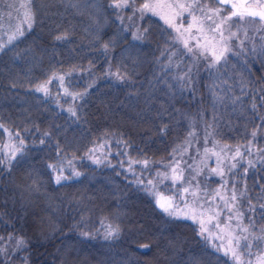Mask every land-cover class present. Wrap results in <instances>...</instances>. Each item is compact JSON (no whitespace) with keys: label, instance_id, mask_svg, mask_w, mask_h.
<instances>
[{"label":"trees","instance_id":"1","mask_svg":"<svg viewBox=\"0 0 264 264\" xmlns=\"http://www.w3.org/2000/svg\"><path fill=\"white\" fill-rule=\"evenodd\" d=\"M142 2L29 0L0 46V264H235L154 176L193 124L264 153V23L206 66ZM239 186L264 238V155Z\"/></svg>","mask_w":264,"mask_h":264},{"label":"rangeland","instance_id":"2","mask_svg":"<svg viewBox=\"0 0 264 264\" xmlns=\"http://www.w3.org/2000/svg\"><path fill=\"white\" fill-rule=\"evenodd\" d=\"M28 1L0 0V46L29 25ZM130 1L121 0L124 5ZM230 4L216 0H143L137 11L161 19L193 62L211 66L233 51L244 33L260 29L264 23L262 18L246 13L231 15ZM243 5L264 12V0H245ZM12 147L8 141L6 149ZM93 153L99 156L101 148ZM263 155L262 148L250 143H221L207 126L193 124L185 144L154 176L171 188L170 193L157 192L156 202L173 215L196 222L210 243L233 263L264 264V238L252 233L244 222L238 195L239 179Z\"/></svg>","mask_w":264,"mask_h":264},{"label":"water","instance_id":"3","mask_svg":"<svg viewBox=\"0 0 264 264\" xmlns=\"http://www.w3.org/2000/svg\"><path fill=\"white\" fill-rule=\"evenodd\" d=\"M220 4H230L231 0H216ZM245 0H239L241 3V7H239L237 4L232 5V12L231 15L237 14V13H246L249 15H252L253 17H260L264 21V12L260 8H254L250 6L243 5V2Z\"/></svg>","mask_w":264,"mask_h":264},{"label":"flooded vegetation","instance_id":"4","mask_svg":"<svg viewBox=\"0 0 264 264\" xmlns=\"http://www.w3.org/2000/svg\"><path fill=\"white\" fill-rule=\"evenodd\" d=\"M235 4H237L239 7L242 6L238 0H231V4L228 7L230 8V6L232 7V5H235ZM240 14H242V13H240Z\"/></svg>","mask_w":264,"mask_h":264}]
</instances>
